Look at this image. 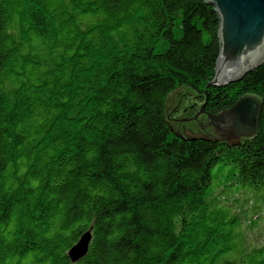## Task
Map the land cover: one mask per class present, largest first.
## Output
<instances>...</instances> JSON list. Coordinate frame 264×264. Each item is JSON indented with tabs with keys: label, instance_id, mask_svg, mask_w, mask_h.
<instances>
[{
	"label": "trees",
	"instance_id": "trees-1",
	"mask_svg": "<svg viewBox=\"0 0 264 264\" xmlns=\"http://www.w3.org/2000/svg\"><path fill=\"white\" fill-rule=\"evenodd\" d=\"M218 32L203 0H0V264H264L246 237L264 219V65L212 85ZM246 95L254 138L178 133Z\"/></svg>",
	"mask_w": 264,
	"mask_h": 264
},
{
	"label": "water",
	"instance_id": "water-1",
	"mask_svg": "<svg viewBox=\"0 0 264 264\" xmlns=\"http://www.w3.org/2000/svg\"><path fill=\"white\" fill-rule=\"evenodd\" d=\"M203 1L214 6L219 20L220 50L212 85L225 87L241 81L247 74L264 65V0ZM184 95H187V100H184ZM192 98L191 93L185 89L172 94L168 99L170 116L178 119L180 114L174 115L173 111H182ZM262 110L263 102L259 98L246 95L229 110L219 115L208 114L209 122L206 117H200L205 114V106H202L194 122L183 126L175 124L178 133L190 139H207L209 137L204 133L211 130L215 140L235 145L257 135ZM91 241L92 234L88 231L68 252L73 263L87 256Z\"/></svg>",
	"mask_w": 264,
	"mask_h": 264
},
{
	"label": "rangeland",
	"instance_id": "rangeland-1",
	"mask_svg": "<svg viewBox=\"0 0 264 264\" xmlns=\"http://www.w3.org/2000/svg\"><path fill=\"white\" fill-rule=\"evenodd\" d=\"M183 98H184V100H187L188 97H187V95H184ZM179 111H180L179 109H175L173 111V114L178 115ZM255 196H256V194H255ZM263 221H264V219H263ZM263 221L260 224L261 226L259 225L258 230H256L255 232L248 231V233H247L246 237H247V240H248L249 245L251 247H254V246L257 247V246L261 245V243L264 241V222ZM260 233H261V235H259ZM241 246H244V245L242 244Z\"/></svg>",
	"mask_w": 264,
	"mask_h": 264
}]
</instances>
